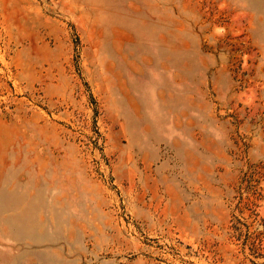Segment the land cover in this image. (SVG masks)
<instances>
[{
    "label": "rangeland",
    "instance_id": "obj_1",
    "mask_svg": "<svg viewBox=\"0 0 264 264\" xmlns=\"http://www.w3.org/2000/svg\"><path fill=\"white\" fill-rule=\"evenodd\" d=\"M260 166L264 0H0V264H264Z\"/></svg>",
    "mask_w": 264,
    "mask_h": 264
},
{
    "label": "trees",
    "instance_id": "obj_2",
    "mask_svg": "<svg viewBox=\"0 0 264 264\" xmlns=\"http://www.w3.org/2000/svg\"><path fill=\"white\" fill-rule=\"evenodd\" d=\"M256 174L258 175L256 176ZM256 178H264V166H260L259 171H249L248 173L247 171H241V179H243L247 183L249 189H251L253 187V183L257 181ZM250 205H252V207L254 206L252 202H250ZM247 209L249 211L248 216L251 217V222L255 223V229L259 228V231L264 230V224L262 222H256L255 220L256 213L254 212V209L251 207H248ZM242 224L243 223L240 222L238 218H235V221L231 224V229L232 236L235 239L240 240V245L244 246L248 238V232L247 230H245L244 233L241 232L239 225ZM249 245L253 246V241H250Z\"/></svg>",
    "mask_w": 264,
    "mask_h": 264
}]
</instances>
